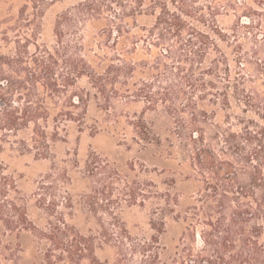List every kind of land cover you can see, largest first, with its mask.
<instances>
[{"label":"trees","instance_id":"16d2710c","mask_svg":"<svg viewBox=\"0 0 264 264\" xmlns=\"http://www.w3.org/2000/svg\"><path fill=\"white\" fill-rule=\"evenodd\" d=\"M62 3L0 0V152L12 142L48 153L84 132L91 107L123 100L161 117L154 135L136 116L133 140L166 147L178 167L156 196L154 235L139 238L118 218L84 233L77 211L44 210L40 229L0 162V193L13 192L0 222L37 243L23 264H264V20L226 30L215 0H81L55 13ZM169 223L182 228L172 249L161 238ZM107 248L112 263L97 257Z\"/></svg>","mask_w":264,"mask_h":264},{"label":"rangeland","instance_id":"374dc122","mask_svg":"<svg viewBox=\"0 0 264 264\" xmlns=\"http://www.w3.org/2000/svg\"><path fill=\"white\" fill-rule=\"evenodd\" d=\"M79 1L63 0L64 4L55 6V13H62L63 9ZM214 5L220 10L219 24L226 30L241 21L248 23L250 19L256 22L264 20V0H215ZM152 21L151 17H141L138 24L149 25ZM48 35L51 37L50 32ZM1 53L14 55L4 49ZM260 79L263 81L264 77ZM84 87V84L79 83L76 89ZM75 93L70 92V95ZM17 103H14L16 107L22 105ZM113 104L106 113L97 112L91 107L84 132L79 133L77 128L71 133H64L67 143L59 142L52 146L49 154L47 149L30 150L28 146L12 142L0 152V162L5 165L10 178L16 179L18 194L29 201L30 218L40 229L47 226V219L43 217L44 210L66 214L77 211L73 222L84 233L96 231L103 224L117 223L115 219L118 218L134 237L151 238L154 235L151 223L156 196L160 191L169 189L165 181L171 182L167 179H170V173L178 164L173 161L174 158L171 159L166 147L160 148L144 142L136 144L139 139L130 126L136 116L146 120L153 128L154 135H163L164 121L157 113H144L142 104H127L123 100H116ZM95 124L104 126H98L101 130L98 134H93L91 130ZM21 136L25 139L27 137ZM45 152L48 156L46 159L36 156L37 153ZM64 169L68 172L69 180L65 177L60 179ZM162 170L167 175H162ZM179 176L177 173L173 176L178 181L177 190L187 193L191 186L182 183ZM44 188L56 190L48 193ZM12 193H0V206L6 211L10 208L3 204L10 201ZM81 213L89 215L90 219ZM169 224L161 238L162 243L172 249L181 236L182 228ZM19 235L10 234V228L0 222V264H23L25 257L37 248V243L25 232ZM10 254L13 255L11 260ZM22 257L24 260L19 259ZM97 257L101 262L107 259L112 263L116 258V249L107 248L100 251Z\"/></svg>","mask_w":264,"mask_h":264}]
</instances>
